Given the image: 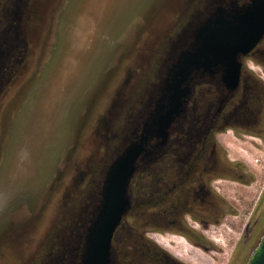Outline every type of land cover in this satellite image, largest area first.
Here are the masks:
<instances>
[{
	"label": "rangeland",
	"instance_id": "374dc122",
	"mask_svg": "<svg viewBox=\"0 0 264 264\" xmlns=\"http://www.w3.org/2000/svg\"><path fill=\"white\" fill-rule=\"evenodd\" d=\"M191 2L22 0L12 20L17 0H0V33L19 30L0 80V264L70 261L100 172L158 85ZM253 158L263 174L264 154ZM154 239L177 256L188 250L180 236Z\"/></svg>",
	"mask_w": 264,
	"mask_h": 264
},
{
	"label": "flooded vegetation",
	"instance_id": "af4514ba",
	"mask_svg": "<svg viewBox=\"0 0 264 264\" xmlns=\"http://www.w3.org/2000/svg\"><path fill=\"white\" fill-rule=\"evenodd\" d=\"M18 2L22 0H17L10 10L12 20L20 11ZM251 3L252 0H192L193 9L186 6L176 41L169 51H164L167 64L157 71L159 83L155 87L164 82L168 66L183 49L182 41H191L201 24L213 19L217 9L222 10V17L235 21L231 24L238 25L239 18H248L243 11ZM239 11L241 14H236ZM18 33V26L12 23L0 33V80L6 76L3 62ZM250 34L254 33L228 31L229 61L215 65L202 78L200 73L191 77L183 113L171 124L165 146L158 145L157 136H150L153 138L148 151L138 160L129 182V210L112 237L111 264H203L202 259H197L201 253L213 254L214 264L247 263L264 233V173L257 174L249 165L256 154H264V33L243 53L240 45L248 41ZM155 99L156 95L149 103L146 101L144 114L124 128L127 138L114 158L140 137L144 115L154 108ZM220 137H229L230 142L221 143ZM232 152H243L247 161ZM108 166L100 172L90 216L83 221L77 246L70 248L71 259L65 264L79 262L83 232L92 219L93 206L99 204ZM127 217L130 223L125 221ZM156 236L166 240L180 236L188 250L177 256L160 246Z\"/></svg>",
	"mask_w": 264,
	"mask_h": 264
},
{
	"label": "water",
	"instance_id": "95a60500",
	"mask_svg": "<svg viewBox=\"0 0 264 264\" xmlns=\"http://www.w3.org/2000/svg\"><path fill=\"white\" fill-rule=\"evenodd\" d=\"M221 11L217 9L213 19L201 24L198 34L193 35L191 41H182L183 49L171 66H168L164 82L154 88L151 98L147 100L149 103L156 95L153 101L154 108L143 116L142 134L130 142L109 164L102 182L99 204L93 206L92 219L83 232L84 242L80 249L78 264H111L112 237L129 210V182L138 160L148 151V143L153 138L150 136H157L158 145L165 146L169 139L171 124L183 113L190 92L188 81L191 77L200 73L202 78L215 65L229 61L226 56L231 42L228 31L250 30L254 33L249 35L248 41L240 45L243 53L262 37L264 0H252L249 9L243 11L248 14V18H239L238 25L231 24L235 22L234 20L222 17ZM253 15H256V18H251ZM239 38L241 40L240 36ZM143 114L142 110L136 119ZM246 264H264V233L251 251Z\"/></svg>",
	"mask_w": 264,
	"mask_h": 264
},
{
	"label": "trees",
	"instance_id": "16d2710c",
	"mask_svg": "<svg viewBox=\"0 0 264 264\" xmlns=\"http://www.w3.org/2000/svg\"><path fill=\"white\" fill-rule=\"evenodd\" d=\"M77 252H75V255H76Z\"/></svg>",
	"mask_w": 264,
	"mask_h": 264
}]
</instances>
